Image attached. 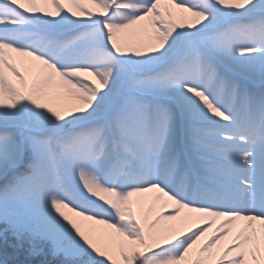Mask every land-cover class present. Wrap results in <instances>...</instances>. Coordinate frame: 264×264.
<instances>
[{
  "label": "snow or ice",
  "instance_id": "obj_1",
  "mask_svg": "<svg viewBox=\"0 0 264 264\" xmlns=\"http://www.w3.org/2000/svg\"><path fill=\"white\" fill-rule=\"evenodd\" d=\"M0 264H264V0H0Z\"/></svg>",
  "mask_w": 264,
  "mask_h": 264
},
{
  "label": "trees",
  "instance_id": "obj_2",
  "mask_svg": "<svg viewBox=\"0 0 264 264\" xmlns=\"http://www.w3.org/2000/svg\"><path fill=\"white\" fill-rule=\"evenodd\" d=\"M9 251H11V250H9Z\"/></svg>",
  "mask_w": 264,
  "mask_h": 264
}]
</instances>
